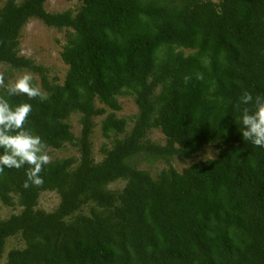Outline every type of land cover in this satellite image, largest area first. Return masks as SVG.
I'll use <instances>...</instances> for the list:
<instances>
[{
    "label": "trees",
    "instance_id": "trees-1",
    "mask_svg": "<svg viewBox=\"0 0 264 264\" xmlns=\"http://www.w3.org/2000/svg\"><path fill=\"white\" fill-rule=\"evenodd\" d=\"M76 1L75 12H46L45 0L0 6L5 81L31 72L48 96L7 98L32 104L25 128L48 152L73 150L49 153L41 187H22L28 165L0 173V207L16 211L0 216L2 264H264V149L242 138L237 109L244 91L264 97V0ZM29 19L63 30L60 83L18 54ZM126 96L136 112L119 118ZM100 116L106 142L95 160ZM151 129L163 144L146 138ZM205 146L216 156L180 171L167 164L151 177L138 167ZM44 192L57 198L48 211L38 207ZM9 237L22 248L4 252Z\"/></svg>",
    "mask_w": 264,
    "mask_h": 264
},
{
    "label": "rangeland",
    "instance_id": "rangeland-1",
    "mask_svg": "<svg viewBox=\"0 0 264 264\" xmlns=\"http://www.w3.org/2000/svg\"><path fill=\"white\" fill-rule=\"evenodd\" d=\"M5 0H0V6L4 3ZM19 2L20 0H15ZM216 2L217 0H212ZM79 3L76 0H45L44 9L49 13L62 12L66 9H71L73 12L77 9ZM64 43L63 39V30L57 31L54 28L44 26L37 19H29L23 25L20 30L18 37V54L24 58L30 59L34 64L41 66L45 69L46 77L49 81L55 78L59 83L61 82L66 66L62 64L59 58V51L61 46ZM187 51H185L186 53ZM0 70H4L3 66L0 65ZM1 72V71H0ZM26 71L12 70L10 72V77H7L6 82H14ZM33 82L38 86L39 79L37 76L33 75ZM118 103L120 110L116 112L117 117H130L135 114L136 109L132 102L130 96L119 97ZM103 116L95 118V123L97 126L93 129L92 142H93V158L95 160L99 159V156L96 154V149L101 142H106L105 139L101 136L99 132V122ZM71 125V131L74 135H78L79 126L77 123V115H72L69 118ZM130 126L127 124L126 127ZM127 130V128H126ZM146 138L153 143L163 144L162 134L156 130L151 129L147 132ZM73 150L70 147L64 148L63 150L50 151L48 153L56 157H62L69 154H72ZM217 149L213 146H205L201 149L196 156L189 159H179L173 157L169 160L168 163L163 161L156 160L150 163L140 162L138 163L139 169L145 170L151 177H154L160 170L170 166L176 171H180L182 168L186 167L196 160H204L208 158H214L216 156ZM122 182L117 181L109 185L110 189L121 188ZM57 202L56 196L51 192H44L39 195L38 198V207L43 210H50L55 206ZM16 212L11 208L0 207V216L7 217L9 214ZM23 244L18 237H9L5 242L6 252L12 248H22ZM2 264V260L0 261Z\"/></svg>",
    "mask_w": 264,
    "mask_h": 264
},
{
    "label": "clouds",
    "instance_id": "clouds-1",
    "mask_svg": "<svg viewBox=\"0 0 264 264\" xmlns=\"http://www.w3.org/2000/svg\"><path fill=\"white\" fill-rule=\"evenodd\" d=\"M0 90L6 93L0 95V149L3 150L0 173L5 168L21 169L28 165L22 187H41L44 184L41 173L52 162L48 146L40 136L25 128L32 104L25 102L13 106L7 97L23 94L29 99L44 101L48 98L47 93L33 84V74L27 71L11 83H6L5 74L0 72ZM253 103L254 110L248 107ZM237 109L241 111L242 138L264 149V97L258 95L254 100L251 93L244 91Z\"/></svg>",
    "mask_w": 264,
    "mask_h": 264
}]
</instances>
